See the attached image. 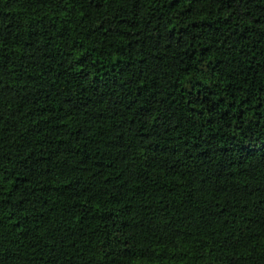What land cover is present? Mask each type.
<instances>
[{
    "label": "trees",
    "instance_id": "obj_1",
    "mask_svg": "<svg viewBox=\"0 0 264 264\" xmlns=\"http://www.w3.org/2000/svg\"><path fill=\"white\" fill-rule=\"evenodd\" d=\"M0 264H264V0H0Z\"/></svg>",
    "mask_w": 264,
    "mask_h": 264
}]
</instances>
